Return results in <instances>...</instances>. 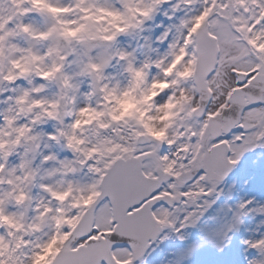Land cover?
<instances>
[{
	"label": "snow or ice",
	"instance_id": "6c2138e0",
	"mask_svg": "<svg viewBox=\"0 0 264 264\" xmlns=\"http://www.w3.org/2000/svg\"><path fill=\"white\" fill-rule=\"evenodd\" d=\"M253 215L264 0H0V264H264Z\"/></svg>",
	"mask_w": 264,
	"mask_h": 264
},
{
	"label": "clouds",
	"instance_id": "9594fccd",
	"mask_svg": "<svg viewBox=\"0 0 264 264\" xmlns=\"http://www.w3.org/2000/svg\"><path fill=\"white\" fill-rule=\"evenodd\" d=\"M123 43L122 46L123 47H130V48H135L136 46V40L128 35H125L123 38ZM161 54H163V49L161 50ZM112 72L113 75L116 76L117 80H119L122 84H126L127 83V77L126 74L122 72L121 68L119 66L114 67L110 70ZM150 75H157V73H150ZM85 87H87V84H85ZM157 87H163L162 84L157 85ZM99 97L100 94L97 93L93 98H92V103L93 104H98L99 103ZM59 102V101H58ZM88 101L87 100H83L82 103L86 104ZM163 103V102H161ZM153 114L155 115V113L153 112ZM48 126L52 127V128H56L59 127V122L57 121H48ZM261 219H264V217H261Z\"/></svg>",
	"mask_w": 264,
	"mask_h": 264
},
{
	"label": "rangeland",
	"instance_id": "374dc122",
	"mask_svg": "<svg viewBox=\"0 0 264 264\" xmlns=\"http://www.w3.org/2000/svg\"><path fill=\"white\" fill-rule=\"evenodd\" d=\"M260 219H261V217H259V216H255V215L251 216L248 220V224L250 226V229L257 228L258 222ZM262 230H264V226H262ZM246 234L247 235H255L256 233L254 231L249 230ZM162 247H163V251L157 250V252L155 253V258L157 260L163 259L164 261H167V260L173 258V253H171L169 251V249L179 248V247H181V245H179L178 242H168L165 245H163ZM244 255H245V252L243 250V246H241V248H240L241 260L243 259ZM175 258L179 259V253L178 252L175 253Z\"/></svg>",
	"mask_w": 264,
	"mask_h": 264
}]
</instances>
